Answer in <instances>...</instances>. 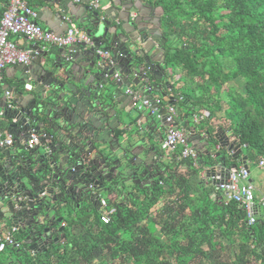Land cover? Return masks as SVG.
<instances>
[{
  "label": "trees",
  "instance_id": "trees-1",
  "mask_svg": "<svg viewBox=\"0 0 264 264\" xmlns=\"http://www.w3.org/2000/svg\"><path fill=\"white\" fill-rule=\"evenodd\" d=\"M130 1L145 2L161 12L158 67L163 76L156 80L157 75L146 74V85L152 88L149 95L159 100V108L179 104L190 121L193 115L206 113L198 125H191L203 131L205 146L198 149L185 132L196 158L176 161L177 150L161 149L165 126L147 113L159 127L154 134L160 138L153 142L150 133L142 132L136 140L154 157L153 165H129L128 175L121 172L125 167L120 173H101L99 156L112 153L99 154L92 165L79 159L87 151L73 153L67 160V170L74 169L73 178L89 184L90 171L97 168L101 174L94 188L96 195L99 191L107 194L102 199L106 209L113 210L108 223H101L98 202L90 199V191L84 194L86 199L76 201L72 214H60L72 208L60 201L52 206L54 216L49 210L44 214L35 210V217L27 215L14 234L17 247L5 245L0 252V264H264V212L247 225L243 209L225 202L210 181V176L228 172L231 166L238 169L241 157H246L247 167L256 168L259 159H264V0ZM6 2L0 0V14ZM94 13L99 18L98 11ZM86 26L77 29L87 33L90 27ZM171 40L178 43L173 45ZM142 57L137 58L140 63ZM168 66L178 68L191 84L173 87L167 79ZM143 84L132 88L139 92ZM214 126L221 135L229 130L228 140L240 150L236 159L213 139ZM42 131L51 134L46 127ZM113 133L114 138H126L122 129ZM21 154L26 153L21 150ZM80 194L76 196L81 199ZM45 206L50 209L51 204L47 201ZM50 214L60 221L52 222ZM60 222L66 225L61 232L56 229Z\"/></svg>",
  "mask_w": 264,
  "mask_h": 264
},
{
  "label": "water",
  "instance_id": "water-1",
  "mask_svg": "<svg viewBox=\"0 0 264 264\" xmlns=\"http://www.w3.org/2000/svg\"><path fill=\"white\" fill-rule=\"evenodd\" d=\"M75 1L65 0L63 3L69 9L75 7L72 5ZM88 2L89 0H86L83 3L84 16L79 20V23L90 27L87 30V35L92 38L95 48L103 47V44L107 43L102 49L109 52L112 67L108 69L100 63L99 58L94 55L93 49L84 45L68 49L50 47L48 51L39 52L29 66H18L25 74H28L34 85L41 87L39 94L24 107H16L17 111H8L5 108L0 110V113L8 119V131H15V140L18 142L14 143L13 147L0 146L3 154L0 160V218L5 217L12 227H17L16 225L29 214L34 218L36 214L29 212L32 207L37 212L41 210L46 212L44 205L51 197L54 200L57 199L54 195L58 188L62 190L65 185H71L76 194H80L81 191L87 193L88 190L79 180L72 181L73 175L69 169L65 168V164L73 153L79 155L83 150L87 153L79 157L80 161L92 165V157L96 152L94 151L95 144H104L100 136L104 134L105 129L96 127L95 123L91 121L92 118H95L100 122V112L110 110V99L114 100L116 95V92L108 87L111 85H108L104 75L110 76L113 72L122 75L121 83L112 85L118 88L129 87L130 83H124V81H128L129 76L133 86L142 84V82L149 83L147 73L153 77L157 75L156 80L161 78L158 75V65L153 66L150 57L141 55L143 48L138 45L139 34L144 31L140 29L135 31L129 25L128 34L122 35L123 40L119 42L121 35L118 34L117 28L111 26L109 21L100 23L97 14L91 12L87 7ZM140 7L143 8L145 5H140ZM74 19L78 20L76 17ZM130 22L133 23L132 20ZM91 29L94 30L93 35H91ZM144 37L145 34L142 35L143 39ZM29 49L35 51L38 50V47L33 44L29 46ZM139 57L143 58V62L138 61ZM129 109L134 112L132 105ZM148 118L149 115L145 119L136 118L134 124L136 128L133 132L131 126L124 128L126 133L132 132L129 139L113 138L116 148L111 153L117 158V165L107 171L105 160H103L97 167L101 169V173H120L118 170L125 163V155L130 158L126 164L138 167L146 166L144 165L146 157L140 152V154L133 152V150L144 144L136 140L137 135L141 132L150 133L151 140L157 141L154 130L159 127ZM44 126L48 127L51 134L58 139L56 143L54 138L47 144L49 152L39 154L27 146H21L22 148L19 149V143L29 127L41 130ZM91 126L95 127L96 134L93 133L95 131L90 130ZM228 133L229 130L221 135L216 130L213 139L218 146L230 154L232 159H236L240 155V150L234 147L233 141L228 140ZM190 137L191 135H187L189 140ZM61 143H63L62 146L59 145ZM57 145L59 148H54ZM21 150L26 154H21ZM61 155H66L64 162L59 158ZM133 160L135 161L131 163ZM239 163L243 168H247L246 157H241ZM97 168L95 171H90L92 178L89 183L95 185L98 184L101 177ZM235 168V166H231L228 171H234ZM79 171L84 170L80 167ZM214 171L215 168L212 169V172ZM79 178L82 179L83 176ZM59 221L60 219H57L56 222ZM61 231L62 227L59 229V232Z\"/></svg>",
  "mask_w": 264,
  "mask_h": 264
},
{
  "label": "built area",
  "instance_id": "built-area-1",
  "mask_svg": "<svg viewBox=\"0 0 264 264\" xmlns=\"http://www.w3.org/2000/svg\"><path fill=\"white\" fill-rule=\"evenodd\" d=\"M78 2V0H76ZM88 8L90 11L97 12L99 5L97 0H91ZM98 9V10H97ZM133 16V15H132ZM37 13L28 6L26 0H7L5 9L0 14V88L2 87V75L6 68L15 66H29L32 59L39 54L45 52L47 47H55L68 49L73 46L84 45L93 49L94 55L99 58L100 63L108 69L112 67L109 53L101 48H95L92 38L86 32L80 31L77 25L68 16L62 15L61 22L66 25L65 32L62 35H56L52 32L42 29L36 24ZM100 23L110 20L107 17L99 15ZM115 26L119 25V21L111 18ZM26 39L37 45L38 50L32 51L29 48H20L12 39ZM98 63V64H100ZM105 80H111L114 84H120L122 75L113 72L110 76L104 75ZM31 86L29 81L24 83L23 89L29 91ZM152 88L143 84L139 92H135L131 87L124 88L123 95L128 97L132 106L138 112L147 111L148 114L165 126V138L161 144V149L166 152L178 151L176 161L184 159H195L196 152L189 145L186 133L175 125L176 111L173 106H165L159 108V100L151 97L149 93ZM11 91H4V98L7 101L5 108L8 111L14 110ZM11 96V98H10ZM11 101V102H10ZM206 113H199L192 116V123L198 125ZM25 146L35 147L41 141L50 143L52 138L50 135L29 127L26 131ZM14 145L13 134L7 133L5 139L0 146L12 147ZM45 152H49L48 145H45ZM258 169L264 171V159H259L257 163ZM74 169H71L73 172ZM210 181L214 182L218 191L221 192L225 202H234L238 204L245 213L247 225H252L255 217L259 212H264V201L256 199L254 188L249 181V173L247 169L239 167L234 171L218 172L210 176ZM97 185V184H96ZM95 184L89 183L86 189L90 191V199L98 202L99 219L101 223L106 224L109 221V215L113 210L106 209V202L98 197L95 192ZM21 223L17 227L10 228L9 231L2 232L0 236V252L4 250L5 245L17 247L14 242L13 235L19 230Z\"/></svg>",
  "mask_w": 264,
  "mask_h": 264
},
{
  "label": "crops",
  "instance_id": "crops-1",
  "mask_svg": "<svg viewBox=\"0 0 264 264\" xmlns=\"http://www.w3.org/2000/svg\"><path fill=\"white\" fill-rule=\"evenodd\" d=\"M28 3V6L32 10H34L37 13V19H36V24L39 25L42 29L47 30L49 32H52L53 34L56 35H62L65 32L66 25L61 22V16L65 15L68 16L72 19L75 25L80 27V29L84 30L85 26L83 24L79 23V20H81L84 16V12L82 11V6H84V2L86 0H82L83 2H73L74 8L71 7L67 9L63 3L65 0H26ZM91 1V0H90ZM106 3V8L102 9L100 11V7L98 10V14L107 18H115L119 21L118 26H114L117 29H119L118 34L121 35V39L119 42H122L123 38L122 35L125 36L128 34V28L131 25L133 29L136 31L137 29L143 30L144 32L139 35H144V39H140L142 46L144 48L143 53L141 55H145L151 58L152 64L156 62H160L161 59V53L159 51H154L156 47V41L159 36V25L157 23H154L153 18H155L154 13L149 15V10L141 8L138 2H131L130 0H105ZM125 1V2H123ZM133 3V4H132ZM99 5V1H98ZM2 4L0 3V10H1ZM156 14H158L159 10L156 9ZM135 19L132 17V15H135ZM157 16V15H156ZM74 17L78 18V20L74 19ZM133 21L130 22V21ZM135 20V21H134ZM109 22L112 23V20H108ZM156 21V20H155ZM157 25V27L154 28V30H151V25ZM88 29V28H86ZM153 31V32H152ZM152 32V33H151ZM150 33V34H149ZM17 43V45L20 48H29V46L33 45V42L26 40V39H12ZM50 48V47H49ZM154 48V49H153ZM47 51V48L46 50ZM28 77V74H25L21 68L18 66L15 67H8L4 70L3 75H2V87L0 88V110L2 111V108L4 110L5 105H6V100L3 102L4 99V91H11L12 95V102L14 107H24L27 105L33 97L37 96L39 94V91H41L40 86L34 85ZM26 79L29 81V84L31 86L29 91H25L23 89V84L26 83ZM130 79V78H129ZM131 80V79H130ZM114 87V86H113ZM116 87V86H115ZM130 87L132 90H134L132 87L133 85L130 83ZM33 90V91H32ZM123 87L118 88L116 87L113 91H115L116 95L114 97L113 102H111V108L107 112H100L101 113V118L100 122L92 118L91 121L92 123H95L96 127H103L105 130L104 134L100 136L101 141H104L106 138V135L109 134L111 136L114 135L113 131L116 129H122L127 128L129 126V123L126 122V111H130V106L132 105L130 99L126 96L123 95L122 93ZM32 91V92H31ZM11 98V96H10ZM11 102V101H10ZM165 106V105H164ZM177 114V119L175 121V124L178 126L180 130H183L184 132L188 133L191 135L190 137V142L194 144L196 147L202 148L205 146V142L203 139V131H200L199 129L193 130L191 128L192 122L189 120V118L184 116V113H186L185 110H183V107L180 108L178 104L174 106ZM124 113V119H121L119 114ZM147 112L144 111L141 114L135 113L134 115L135 118H143L145 119L146 116H144ZM97 115V114H96ZM189 120L190 124L189 126L185 125V122ZM120 122V123H119ZM160 127L161 124L159 123ZM194 125V124H193ZM93 126V125H92ZM91 126V128H92ZM196 126V125H195ZM46 127V126H44ZM48 128V127H46ZM215 130L214 132L218 129L216 126H214ZM49 129V128H48ZM50 130V129H49ZM94 134H96V129L93 127L90 129ZM132 130H135L133 128ZM13 132V131H11ZM15 132V131H14ZM51 132V131H50ZM162 132V131H161ZM8 133V119H6L1 113H0V145L1 142L5 139L6 134ZM200 133V135H198ZM131 133H126L124 136L126 138H129ZM53 138H55V143L57 142V138L55 135H52ZM59 136V135H58ZM96 136V135H95ZM114 138V137H113ZM122 138V137H120ZM22 144V143H21ZM48 144V143H47ZM63 145V143L59 144ZM102 144V146H104ZM113 147L115 148V144L113 143ZM40 148L43 150V152H40ZM54 148H59L58 145L54 146ZM33 152H38L39 154H43L45 152L44 146H35L32 149ZM2 151L0 150V160L2 159ZM66 156V155H65ZM64 155H61L59 158H61L62 162H64ZM94 158V157H92ZM168 162L167 159L164 160V163ZM217 170L220 169V167L217 166ZM222 170V169H220ZM218 174V173H216ZM200 175H203V171L201 172ZM205 176V174H204ZM204 176L202 178H204ZM207 177L204 179L206 180ZM74 181H78L77 179L73 178ZM205 180L203 181L205 183ZM249 181L252 184V181L249 179ZM211 184V183H210ZM256 199L261 200L264 198V195H261L259 193L255 194ZM2 219V218H1Z\"/></svg>",
  "mask_w": 264,
  "mask_h": 264
},
{
  "label": "flooded vegetation",
  "instance_id": "flooded-vegetation-1",
  "mask_svg": "<svg viewBox=\"0 0 264 264\" xmlns=\"http://www.w3.org/2000/svg\"><path fill=\"white\" fill-rule=\"evenodd\" d=\"M139 5H144V4H140L139 3ZM144 9H147V10H149V15L150 14H153L154 13V15H155V18L157 17V19H154L153 18V22L154 23H157V25H159V20H158V18L160 17V15H161V12H160V10L158 11L159 13L158 14H156V9L157 8H152V7H149L148 5H146L145 4V7H143ZM137 14H135V15H133L132 17L135 19V16H136ZM157 15V16H156ZM156 20V21H155ZM157 25L155 26L154 24L153 25H151V30H154V28L155 27H157ZM153 32V31H152ZM151 32V33H152ZM150 34V33H149ZM140 39H143L142 38V35H139V44L138 45H140V48H143V46H142V43H141V41H140ZM161 37H160V32H159V36H158V38H157V43H156V47H155V50L154 51H159L161 54H162V49H161V47H160V43H161ZM119 43V42H118ZM154 49V48H153ZM142 50H144V48L142 49ZM162 56V55H161ZM161 59H162V57H161ZM161 61L162 60H160V62H156L155 64L153 63V66H155V65H157L158 64V66H159V64L161 63ZM164 74H165V71H164ZM158 75H160L161 77L163 76V73L162 72H159L158 73ZM142 133V132H141ZM143 134V133H142ZM155 138L157 139V140H159V136L158 135H155ZM141 139V138H140ZM104 143H105V147H106V151H107V153L109 154V153H111V151H113L114 150V147H113V136H111V135H109V134H107L106 135V138L104 139V141H103ZM116 148V147H115ZM145 150V149H144ZM143 150V148L142 147H138L137 149H135V150H133V152H136V153H142V154H144L146 157H147V160H146V162H145V164L147 163V164H149V165H153L154 163H153V160H154V157L151 155V156H149L148 154H150V152L148 153V151H144ZM154 151H155V149H154ZM139 153V154H140ZM99 154H101V153H99V152H95V154L93 155V157L95 158V157H97V156H99ZM141 158H142V156H141ZM94 160V159H93ZM103 160H105V167H106V170L108 171V170H110L114 165H117V158L114 156V154H113V156H111V155H109L108 157H104V156H102V157H100L99 156V159H98V164H100L101 163V161H103ZM124 160H125V163H128V160H130V158L128 157V155H125V157H124ZM135 160H133V161H131V163H133ZM109 162H111L112 163V165L110 166V167H108V163ZM125 163H123L122 164V166L123 167H125L124 165H125ZM144 164V165H145ZM121 166V167H122ZM121 172H123V171H121ZM86 184L87 183H82V185H84V187H86ZM81 193L83 194L82 195V198L80 199L79 197H77V196H79V193H78V195L73 191V189H72V186H66L65 185V187L62 189V190H60L59 188L57 189V191H56V193H55V195H54V197H56L57 199L56 200H54L53 199V197H51L50 198V200L48 201L50 204H51V207H50V209H48V207H46L45 206V208H44V210H49L48 212L49 213H51L53 216H54V214L52 213V206L54 205V204H56L57 202H59L60 201V203L61 204H64L63 206H70V207H72V208H76V201L77 200H83V199H86L85 198V192L84 191H81ZM77 195V196H76ZM63 199V200H62ZM64 202V203H63ZM51 211V212H50ZM31 214H35L36 213V211L34 210V208L32 207V209H31V211H29ZM41 212L42 213H38V214H44V213H46V212H44L43 210H41ZM37 214V215H38ZM50 214V215H51ZM52 215H51V218H52V222H54V220L56 219L57 220V218H59V217H55V219H54V217H52ZM55 223V222H54ZM66 225H65V223L64 222H60L59 224H58V226L56 227V229H60L61 227L62 228H64ZM56 240V239H55Z\"/></svg>",
  "mask_w": 264,
  "mask_h": 264
},
{
  "label": "rangeland",
  "instance_id": "rangeland-1",
  "mask_svg": "<svg viewBox=\"0 0 264 264\" xmlns=\"http://www.w3.org/2000/svg\"><path fill=\"white\" fill-rule=\"evenodd\" d=\"M98 1H99L100 11L107 7L106 6L107 2L105 0H98ZM143 4L145 5V2H143ZM83 25L86 26V24H83ZM86 27L88 28V26H86ZM118 31H119V29H117V32ZM170 43H173V45H174L175 43H178V42L171 40ZM48 50H49V47H47V51ZM166 73L168 74L167 79L171 80V83H172L173 87L175 85L182 86L183 84H186V85L191 84V82H189L188 80L186 81L185 78L183 76H181V73H180L179 69L175 68V66L174 67L168 66L166 68ZM128 80L131 81L130 79H128ZM129 81H124V83L128 84V83H130ZM108 85H111V86H108L110 88V90H114L115 89V87H113L112 84L108 83ZM124 88L125 87H123L122 93L124 91ZM185 91L188 92L189 88H186ZM164 100L167 102L166 98ZM178 106L180 108H182L179 104H178ZM223 107H224V105H223ZM134 114H135L134 112L126 111V117H125L126 118V122L129 123V126H131L132 128H136V126H134V124H135V120H136L135 116H137V115H134ZM119 116L121 117V119H124L125 114L124 113H122V114L120 113ZM144 116H146V114ZM133 131L134 130H132V132ZM94 151L99 152V153L101 152V154H102V153H104L106 151V147L102 146V144H95ZM40 152H43V150L41 148H40ZM67 167H68V165L66 163L65 164V168H67ZM122 168H123V166H122ZM247 168L249 170V179L252 181V185H253V188H254V193L255 194L259 193L261 195H264V171L259 170L258 168L250 166V165ZM129 171H130V166H129V164H126L125 168L123 169V173L128 175ZM97 194H98V197H100V198H106V196H107L105 191H99ZM84 204L85 203H82V205H84ZM85 205H87V203ZM72 209L73 208H67L66 210H62V211H60V214L61 215H63V214L65 215L67 212H68V214H72L73 213ZM10 228H11L10 224L8 223V220L5 217L0 219V229H2L1 230L2 232L9 231ZM13 237H14V235H13Z\"/></svg>",
  "mask_w": 264,
  "mask_h": 264
},
{
  "label": "clouds",
  "instance_id": "clouds-1",
  "mask_svg": "<svg viewBox=\"0 0 264 264\" xmlns=\"http://www.w3.org/2000/svg\"><path fill=\"white\" fill-rule=\"evenodd\" d=\"M115 26V25H114ZM131 79V78H130ZM129 81V80H128ZM27 82H28V80H27ZM130 83H131V81H129ZM24 85V84H23ZM30 85V84H29ZM129 87H130V85H129ZM5 99V98H4ZM6 109V108H5ZM14 111H17V109H16V107H15V109H14ZM33 128V127H32ZM34 129V128H33ZM43 129H41V130H37V131H42ZM43 132V131H42ZM8 133H11V134H13V137H14V143H18V142H16L15 141V132L13 131V132H11V131H8ZM49 135V134H48ZM26 134L23 136V138H22V140L20 141V143H19V146H25L24 144H25V140H26ZM50 136H51V138H52V140L54 139L53 138V136L50 134ZM52 142V141H51ZM22 143V144H21ZM40 145H42V146H44V148H45V145H47V142H45V141H41L38 145H36V146H40ZM14 146V145H13ZM12 146V147H13ZM34 147H32L31 149H33ZM71 171V170H70Z\"/></svg>",
  "mask_w": 264,
  "mask_h": 264
}]
</instances>
